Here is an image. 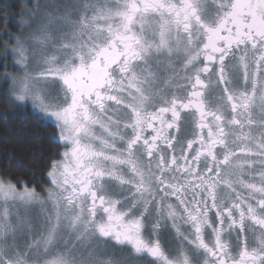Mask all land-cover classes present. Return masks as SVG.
I'll use <instances>...</instances> for the list:
<instances>
[{"label":"snow or ice","instance_id":"obj_1","mask_svg":"<svg viewBox=\"0 0 264 264\" xmlns=\"http://www.w3.org/2000/svg\"><path fill=\"white\" fill-rule=\"evenodd\" d=\"M28 31L4 33L23 73L5 77L6 105L64 150L47 200L0 178V264H124L110 246L147 264H264V0H65ZM45 203L25 242L16 206ZM65 231L79 243L56 251Z\"/></svg>","mask_w":264,"mask_h":264},{"label":"trees","instance_id":"obj_2","mask_svg":"<svg viewBox=\"0 0 264 264\" xmlns=\"http://www.w3.org/2000/svg\"><path fill=\"white\" fill-rule=\"evenodd\" d=\"M32 11V0H0V177L12 180L19 188V182L24 181L29 188L43 193L51 161L59 160L63 148L49 138L54 129L42 127L30 109L15 112L5 99L10 94L5 74H13L5 45L11 47L13 41L4 33L13 37L19 34L23 28L18 25L29 21L27 14ZM5 115L9 116L6 122Z\"/></svg>","mask_w":264,"mask_h":264},{"label":"rangeland","instance_id":"obj_3","mask_svg":"<svg viewBox=\"0 0 264 264\" xmlns=\"http://www.w3.org/2000/svg\"><path fill=\"white\" fill-rule=\"evenodd\" d=\"M37 2L40 6V12H37V14L32 17L31 19L28 18L29 21H27L26 23L24 22V28L22 29V31L15 35V36H26L29 34V26H33L36 24V22L40 19V13H42L44 11V5L47 4H64L65 0H32L33 3V11L32 12H36V8H37ZM35 29L32 28V31H34ZM49 52L52 51V49H48ZM9 57L11 59V63L9 64V69L11 70V72L13 74L7 73L5 74V77H13V76H20L22 75V71L19 68V66H17L14 62V57L13 55L9 54ZM40 59V51L38 46L36 45H30L29 46V63H28V69L31 72H39L43 69L44 65L42 63H38V62H34V61H39ZM9 85V91L11 93L12 90V84L8 83ZM1 178V177H0ZM3 179V178H2ZM51 186H49L48 188H50ZM18 190H22L17 186ZM41 197H43L45 200H47V196L46 192L45 193H39ZM16 213H18L20 215V217L22 219H26L27 221L31 222V225L33 226V231L31 233V235H26L24 237L25 242L27 240L32 239L33 237L36 239H39L40 234L43 232L44 228L47 226V222L45 220V216L47 214H50L53 210L52 207L50 205V203H45L43 206H41L40 204H32V205H28V206H23V205H17L15 210ZM76 239L74 234L65 231L62 234V239L60 242H58L56 251L59 252H63L66 245L67 244H76ZM107 255H112V250L109 248L106 251ZM44 255L42 254L40 257H38V259L42 260L44 259Z\"/></svg>","mask_w":264,"mask_h":264},{"label":"flooded vegetation","instance_id":"obj_4","mask_svg":"<svg viewBox=\"0 0 264 264\" xmlns=\"http://www.w3.org/2000/svg\"><path fill=\"white\" fill-rule=\"evenodd\" d=\"M63 150H62V152H63ZM59 159H61V156ZM49 186H51L50 180L48 181V186L46 188H44V191H42V192L45 193V190ZM238 191H241L243 195H247L246 190H242V189L238 188ZM170 202L175 204L176 203L175 198L172 197ZM162 223H167V222H162ZM186 229H187V225L181 226L182 231H185ZM76 242H77L76 244L79 243L78 241H76ZM160 242H161L162 247L165 249V251L169 255L174 254L182 244V241L177 236L175 230L172 229L170 226L161 229V231H160ZM184 246L187 247V245H184ZM109 248L112 250V253H113L112 255H107L106 252L101 253L100 255L104 256L105 258L120 260V261L124 262V264H127L128 261H131V264H147L146 260L136 259V258L132 257L131 253L128 249H121L119 247H111V246Z\"/></svg>","mask_w":264,"mask_h":264}]
</instances>
